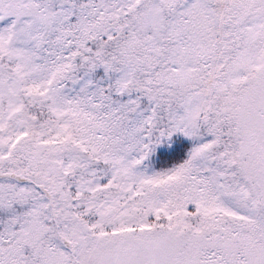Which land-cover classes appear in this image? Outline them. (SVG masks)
I'll use <instances>...</instances> for the list:
<instances>
[{
	"label": "snow or ice",
	"instance_id": "obj_1",
	"mask_svg": "<svg viewBox=\"0 0 264 264\" xmlns=\"http://www.w3.org/2000/svg\"><path fill=\"white\" fill-rule=\"evenodd\" d=\"M0 264H264V0H0Z\"/></svg>",
	"mask_w": 264,
	"mask_h": 264
}]
</instances>
